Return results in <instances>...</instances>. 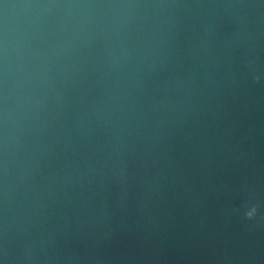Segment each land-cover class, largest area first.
Listing matches in <instances>:
<instances>
[{"label":"water","instance_id":"95a60500","mask_svg":"<svg viewBox=\"0 0 264 264\" xmlns=\"http://www.w3.org/2000/svg\"><path fill=\"white\" fill-rule=\"evenodd\" d=\"M0 264H264V0H0Z\"/></svg>","mask_w":264,"mask_h":264},{"label":"clouds","instance_id":"9594fccd","mask_svg":"<svg viewBox=\"0 0 264 264\" xmlns=\"http://www.w3.org/2000/svg\"><path fill=\"white\" fill-rule=\"evenodd\" d=\"M250 66H251V64H250ZM254 81H255L256 83H259V82H260V77H259V76H255V77H254ZM256 215H257V207H256V206H252V207H250V208L244 213L245 218L248 219V220H252V219H254V218L256 217Z\"/></svg>","mask_w":264,"mask_h":264}]
</instances>
